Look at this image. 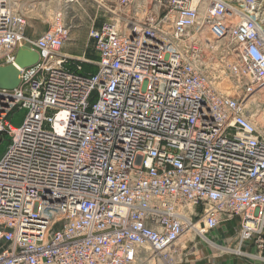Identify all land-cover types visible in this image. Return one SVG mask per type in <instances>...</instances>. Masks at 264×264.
Wrapping results in <instances>:
<instances>
[{"label": "built area", "instance_id": "built-area-1", "mask_svg": "<svg viewBox=\"0 0 264 264\" xmlns=\"http://www.w3.org/2000/svg\"><path fill=\"white\" fill-rule=\"evenodd\" d=\"M114 3L94 61L62 54L67 10L37 35L35 0H0V67L39 54L0 88V264H184L202 245L264 264L258 0Z\"/></svg>", "mask_w": 264, "mask_h": 264}, {"label": "rangeland", "instance_id": "rangeland-1", "mask_svg": "<svg viewBox=\"0 0 264 264\" xmlns=\"http://www.w3.org/2000/svg\"><path fill=\"white\" fill-rule=\"evenodd\" d=\"M19 1L28 2V0ZM35 1V8L30 9L28 6H24L32 27L31 33L35 32L37 35H41L48 31L55 20L56 14L59 11L67 10L66 22L71 27V34L68 43L62 50V54L75 59L86 57L87 59L97 61L98 56L95 51L94 41L90 38V31L93 27H100L104 23L114 22V16L109 15L106 11V8L115 6L114 0H78L77 3H69L66 5L61 0ZM255 13L257 14L256 17H258L264 25V0H258L257 9L254 14ZM34 50H36V48H34ZM3 64V67L10 66L8 62H4ZM18 69L21 72V67H18ZM95 70L96 69L91 66L87 68L88 72H94ZM249 109H253V115L261 113L259 115V117H261L264 112V101L262 100L257 108L252 105ZM27 113L28 111L24 108L16 109L9 116L11 125L15 128L21 127L24 124ZM260 119L264 128V119ZM9 145L10 138L6 136L0 145V161L7 153Z\"/></svg>", "mask_w": 264, "mask_h": 264}, {"label": "water", "instance_id": "water-1", "mask_svg": "<svg viewBox=\"0 0 264 264\" xmlns=\"http://www.w3.org/2000/svg\"><path fill=\"white\" fill-rule=\"evenodd\" d=\"M39 61V54L30 46L21 47L17 54L16 66L25 68L36 64ZM15 65L0 67V88L14 89L20 84L19 69Z\"/></svg>", "mask_w": 264, "mask_h": 264}, {"label": "crops", "instance_id": "crops-1", "mask_svg": "<svg viewBox=\"0 0 264 264\" xmlns=\"http://www.w3.org/2000/svg\"><path fill=\"white\" fill-rule=\"evenodd\" d=\"M222 231V230H221ZM221 231L219 233L221 234ZM231 228L227 232H230ZM232 232V231H231ZM226 233V232H225ZM201 249L193 256L187 264H261L246 259L232 257L228 255L218 256L215 250L202 245Z\"/></svg>", "mask_w": 264, "mask_h": 264}, {"label": "bare ground", "instance_id": "bare-ground-1", "mask_svg": "<svg viewBox=\"0 0 264 264\" xmlns=\"http://www.w3.org/2000/svg\"><path fill=\"white\" fill-rule=\"evenodd\" d=\"M16 2V1H15ZM26 6V5H25ZM24 9H25V7H24ZM250 16L253 18V19H255L256 17L255 16H257V14L255 13V14H250ZM258 20V19H257ZM262 27H263V29H264V25L262 24ZM31 48V47H30ZM35 47L33 46V49H34ZM18 68V67H17ZM21 69H23V68H21ZM219 90L220 91H222V92H224L225 94H227L228 96H231V97H233V96H235L236 94H237V90H236V86H235V84L234 83H228V82H226L225 84H223V85H220L219 87ZM261 113H258L257 115L255 114L254 115V117H253V119L255 120V124L257 125V127L261 130V131H264V128H263V124H262V121H261V119L260 118H263L264 119V112L262 113L263 115L261 116V117H259V115H260Z\"/></svg>", "mask_w": 264, "mask_h": 264}]
</instances>
